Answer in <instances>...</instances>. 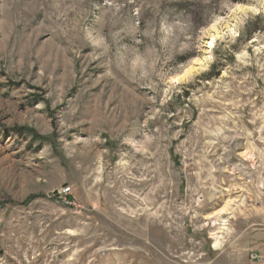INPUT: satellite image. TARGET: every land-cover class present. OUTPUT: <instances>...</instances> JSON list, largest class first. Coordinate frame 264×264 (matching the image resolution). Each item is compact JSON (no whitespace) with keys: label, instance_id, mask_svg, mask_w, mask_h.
<instances>
[{"label":"rangeland","instance_id":"obj_1","mask_svg":"<svg viewBox=\"0 0 264 264\" xmlns=\"http://www.w3.org/2000/svg\"><path fill=\"white\" fill-rule=\"evenodd\" d=\"M263 229L264 0H0V264H251Z\"/></svg>","mask_w":264,"mask_h":264},{"label":"crops","instance_id":"obj_2","mask_svg":"<svg viewBox=\"0 0 264 264\" xmlns=\"http://www.w3.org/2000/svg\"><path fill=\"white\" fill-rule=\"evenodd\" d=\"M252 249L251 264H264V229L260 234L254 235Z\"/></svg>","mask_w":264,"mask_h":264},{"label":"built area","instance_id":"obj_3","mask_svg":"<svg viewBox=\"0 0 264 264\" xmlns=\"http://www.w3.org/2000/svg\"><path fill=\"white\" fill-rule=\"evenodd\" d=\"M69 188L68 187H63L61 192H60V196L59 199L61 200V202L65 203V205H72L71 202L67 201V197L69 196Z\"/></svg>","mask_w":264,"mask_h":264}]
</instances>
